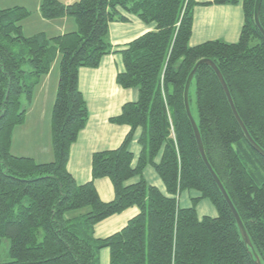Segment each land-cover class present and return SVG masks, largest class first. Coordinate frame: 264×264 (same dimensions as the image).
<instances>
[{"label":"trees","instance_id":"16d2710c","mask_svg":"<svg viewBox=\"0 0 264 264\" xmlns=\"http://www.w3.org/2000/svg\"><path fill=\"white\" fill-rule=\"evenodd\" d=\"M241 4L243 25L236 42L219 39L191 46L195 5ZM255 0H41L45 19L72 16L77 28L54 37L24 36L23 6L0 8V242L9 238L10 260L0 264H99L102 249L109 264H254L236 221L205 167L186 115L183 91L202 58L221 72L235 108L252 139L264 150V38L254 23ZM126 15L154 29L118 51L123 70L115 81L138 90L136 101L109 119L130 127L113 149L93 152L91 180L77 184L67 171L70 146L88 120L78 87L81 67L96 68L112 52L111 22ZM259 22L264 29V0ZM59 55V77L51 110L54 159L36 162L10 153L13 128L42 76ZM196 115L206 158L233 203L264 264V157L245 139L223 89L206 64L196 69ZM26 96L21 109L20 96ZM189 99V95H188ZM140 128L139 156L133 165L129 144ZM160 155L158 162L155 158ZM151 165L165 193L141 177ZM135 176V183L126 182ZM107 177L114 197L102 201L93 181ZM193 190L189 207L178 196ZM207 198L215 216L199 217L195 205ZM129 207L138 213L105 237L94 236L98 222ZM42 230V238L39 231Z\"/></svg>","mask_w":264,"mask_h":264},{"label":"crops","instance_id":"0c3cea01","mask_svg":"<svg viewBox=\"0 0 264 264\" xmlns=\"http://www.w3.org/2000/svg\"><path fill=\"white\" fill-rule=\"evenodd\" d=\"M195 1L201 3L211 0ZM62 3L70 4L72 2L68 0ZM15 6L25 7L30 11V15L33 13L32 9L25 3H20ZM126 16L129 21L109 23L108 39L112 45V52L101 58L98 67H81L78 71V87L87 106L88 120L85 127L79 131L75 142L70 146L69 158L66 165L67 171L72 175L77 184L91 180V155L93 152L116 148L130 130V127L126 124H114L109 121L110 118L120 113L124 103L136 101L138 97V90L136 88H122L115 81L116 74L124 68L121 55L118 51L134 38L153 30L155 25L153 23L144 24L135 16ZM27 18L21 21L22 33L24 22ZM243 20L241 4L195 5L189 44L194 46L215 39L225 42H236L239 38ZM39 21L48 27V29H45V27L44 29L41 28L38 33L43 32L47 34V37H54L75 31L74 24L64 17L48 20L49 22ZM58 77L59 72L56 70L54 72V70L52 71L50 69L46 75L40 78L39 83L33 90L31 102L26 107L25 120L21 124L22 126L20 125L21 127H25L24 133L26 138L24 139V145L37 152L23 156L31 157L35 161L38 160L37 158H41V156V162H49L54 159L51 145V131L49 136L50 145L48 146V142H46L42 147V143L39 142L35 135L36 130L34 128L44 123L46 127V121L49 120L47 129L48 131L50 129L51 110L55 98ZM140 135L141 129L137 128L129 144V150L133 153V165L136 163L141 150V146L138 143ZM22 141V136H20L19 143ZM159 159L160 155L155 158V162H158ZM141 177L165 193L164 184L151 165L145 166ZM139 179L140 176H135L126 183H135ZM93 184L102 201H110L113 199V186L107 177L95 179ZM188 191L190 194V191L193 190ZM195 193L196 195L193 197L198 196L197 192ZM137 213V207H129L119 214L105 218L95 224L94 236L96 238H105L115 233L123 228L127 221Z\"/></svg>","mask_w":264,"mask_h":264},{"label":"rangeland","instance_id":"374dc122","mask_svg":"<svg viewBox=\"0 0 264 264\" xmlns=\"http://www.w3.org/2000/svg\"><path fill=\"white\" fill-rule=\"evenodd\" d=\"M62 2L68 1V0H59ZM71 2L75 1V0H69ZM20 3H25L27 4V6L32 9V14L27 18V20L24 22V27H23V35L25 36H30V35H34L37 34L38 31H40V29H48V27H46L45 25L41 24L39 20H42L43 22H49L48 20L51 19H45L41 16L40 12H39V7H40V3L41 0H0V8H7V7H13L15 5H19ZM36 7V8H35ZM64 18H67L70 22H72V24H74L75 26V30L77 28L75 19L72 16H62ZM59 17V18H62ZM144 23V22H143ZM48 24V23H46ZM144 24H150V23H144ZM48 31V30H47ZM43 33V32H40ZM44 34V33H43ZM45 36H47V34H45ZM52 71L55 70L57 72H59V55L55 58V60L53 61L51 68ZM196 80L194 79L191 82L190 88H189V105H190V109L191 112L196 115ZM20 103H21V109L24 108V106L26 105V96L25 94H21L20 96ZM21 125V124H20ZM20 125H16L13 128V132H12V139H11V144H10V153L14 156H23V155H27V154H32V153H37L36 151L32 150L31 148H27L24 145L25 142V127H21ZM47 126H49V120L46 121V127H45V123L44 124H40L38 126H36L34 128V130H36V137L38 138L39 142L42 143V147L43 145H45L46 142H48V146L50 145V131H51V121H50V129L48 131ZM22 136V142L19 143V137ZM38 160H36L37 162H41L40 160L41 158H37ZM156 173V172H155ZM157 174V173H156ZM157 176L159 177V175L157 174ZM160 179V177H159ZM162 182V181H161ZM148 183V182H147ZM191 193L189 194L188 190H183L180 195L178 196V204L180 207H188L191 206L192 204V197L194 195H196L195 192L190 191ZM195 211L197 213V215L203 216V215H216L217 211L216 208L214 207V205L210 202L209 199L204 198L198 201V203L195 205ZM39 238H42V230L39 231ZM8 248H9V238L6 236H3L1 238V242H0V263L1 262H6L10 260L9 257V252H8ZM106 252V255H105ZM99 264H109V253L107 249H102L99 253Z\"/></svg>","mask_w":264,"mask_h":264},{"label":"water","instance_id":"95a60500","mask_svg":"<svg viewBox=\"0 0 264 264\" xmlns=\"http://www.w3.org/2000/svg\"><path fill=\"white\" fill-rule=\"evenodd\" d=\"M261 1L262 0H255V4H254V23L256 25V27L258 28V30L260 31L262 37L264 38V29L262 28V26L260 25L259 22V12H260V6H261ZM201 64H206L208 65L213 72L215 73L222 89L223 92L225 94V97L227 99L228 105L230 107V110L232 112V115L235 119V121L237 122V124L239 125V127L241 128L243 135L245 137V139L248 141V143L251 145V147L258 152L260 155H262L264 157V150L252 139V137L250 136L249 132L247 131L245 125L243 124L236 108L235 105L233 103V100L231 98L230 92L228 90V87L225 83V80L221 74V72L219 71L218 67L216 66V64L208 58H202L200 59L194 66V68L191 70V72L189 73L185 86H184V91H183V100H184V106H185V111H186V115L190 121L191 127L193 129V133H194V137L196 140V144H197V148L200 154V157L205 165V167L207 168L209 174L211 175L213 181L215 182V184L217 185L218 189L220 190L226 204L228 205L231 213L233 214V217L236 221V224L238 226L239 232L241 234V237L243 239V242L245 244L246 249L249 251L251 257L253 258V262L254 264H262L259 256L257 255V253L255 252V250L252 247V243L250 241V238L245 230V227L235 209V207L233 206L232 201L230 200L227 192L225 191L222 183L220 182L219 178L217 177V175L215 174L214 170L212 169L211 165L209 164L205 152H204V148H203V143L201 140V136L199 133V129L197 127L196 121L192 115L191 109H190V105H189V99H188V95H189V88L194 76V73L196 71V69L198 68L199 65Z\"/></svg>","mask_w":264,"mask_h":264}]
</instances>
